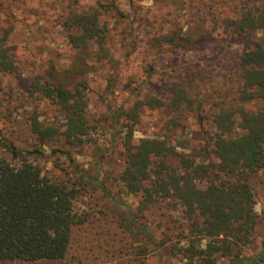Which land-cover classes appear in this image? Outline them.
Masks as SVG:
<instances>
[{
  "label": "rangeland",
  "instance_id": "obj_1",
  "mask_svg": "<svg viewBox=\"0 0 264 264\" xmlns=\"http://www.w3.org/2000/svg\"><path fill=\"white\" fill-rule=\"evenodd\" d=\"M245 1L0 0V44L10 49L15 65L12 73L0 67L1 135L24 151L43 175L77 182L74 211L83 221L74 230L66 259L18 262L195 264L180 249L194 242L206 250L210 240L190 235L189 220L176 199L157 200L144 208L141 198L126 190L121 178L127 168V145L136 146L143 139L169 142L170 137L172 143H183L195 159H213L206 154L216 133L211 123L203 127L188 113L183 126L175 128L174 114L167 107L146 103L151 98L169 101V83L192 71L201 70L216 86L236 78L239 56L248 46L264 44V31L247 36L225 31V19L245 15ZM254 1L256 7L264 4V0ZM89 15H98L106 52L94 42L80 47L70 42V19ZM199 37H203L200 42ZM35 80L79 89L90 126L81 143L60 137L43 146L33 135V113L44 126L64 131L66 123L61 109L33 89ZM204 91L210 92V86ZM36 150L45 154H31ZM0 156L20 164L1 145ZM86 175L89 179L83 180ZM249 182L258 223L251 243L241 251L245 257L262 251L264 163ZM131 220L136 230L145 229L146 234L138 235ZM234 260L217 256L215 264Z\"/></svg>",
  "mask_w": 264,
  "mask_h": 264
},
{
  "label": "trees",
  "instance_id": "obj_2",
  "mask_svg": "<svg viewBox=\"0 0 264 264\" xmlns=\"http://www.w3.org/2000/svg\"><path fill=\"white\" fill-rule=\"evenodd\" d=\"M245 4V15L223 21L229 34L247 36L264 31V4L256 7L254 0H246ZM72 19L69 38L73 45L94 42L106 52L98 15ZM76 28L79 31L73 33ZM202 39L199 37L198 42ZM9 50L0 44V67L12 73L15 65ZM236 63L238 75L231 83L220 81L216 86L196 70L169 83V101L151 98L146 103L150 107H167L174 114L171 125L175 128L183 126L188 113L203 127L211 123L216 133L206 154L213 159H195L185 152L183 143H172L170 137L169 142L143 139L136 146L129 141L127 145V168L121 178L126 190L141 198L144 208L157 200L176 199L189 220L190 235L210 240L206 250H200L194 242L180 249L185 259L195 264H215L217 256L231 257L235 259L233 264H264V241L259 254L241 255L251 243L258 223L249 181L264 163V44L248 46ZM207 85L210 92L204 91ZM32 86L61 109L66 121L61 131L44 126L38 114L33 113L31 132L41 145L60 137L81 143L90 126L85 115L87 103L79 89L71 91L61 84L40 80ZM132 114L134 118L138 116L136 111ZM0 145L20 162L14 165L0 156V263L66 259L74 230L83 223L74 211L77 182L43 175L24 151L2 137L1 131ZM31 154L45 153L36 150ZM69 160L73 162L71 157ZM72 166L77 172L73 163ZM130 225L138 235L146 234L145 229H135L134 220Z\"/></svg>",
  "mask_w": 264,
  "mask_h": 264
},
{
  "label": "crops",
  "instance_id": "obj_3",
  "mask_svg": "<svg viewBox=\"0 0 264 264\" xmlns=\"http://www.w3.org/2000/svg\"><path fill=\"white\" fill-rule=\"evenodd\" d=\"M21 262L15 261V263H17V264H21ZM0 264H14V263L13 262H3V263H0Z\"/></svg>",
  "mask_w": 264,
  "mask_h": 264
}]
</instances>
